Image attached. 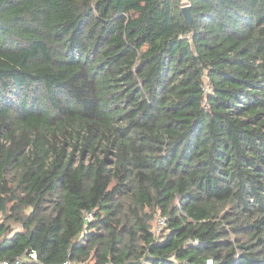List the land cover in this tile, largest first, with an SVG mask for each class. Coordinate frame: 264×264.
<instances>
[{"label": "trees", "instance_id": "obj_1", "mask_svg": "<svg viewBox=\"0 0 264 264\" xmlns=\"http://www.w3.org/2000/svg\"><path fill=\"white\" fill-rule=\"evenodd\" d=\"M91 259L264 264V0H0V262Z\"/></svg>", "mask_w": 264, "mask_h": 264}, {"label": "built area", "instance_id": "obj_2", "mask_svg": "<svg viewBox=\"0 0 264 264\" xmlns=\"http://www.w3.org/2000/svg\"><path fill=\"white\" fill-rule=\"evenodd\" d=\"M87 218V217H86ZM155 219L157 220V226L160 228L162 225L165 224V217L163 215H160L159 213H157V217H155ZM31 257H35L34 253H30ZM208 262H210V260H208ZM0 264H6L5 261L0 262ZM20 264V263H19ZM84 264H88V263H84Z\"/></svg>", "mask_w": 264, "mask_h": 264}, {"label": "rangeland", "instance_id": "obj_3", "mask_svg": "<svg viewBox=\"0 0 264 264\" xmlns=\"http://www.w3.org/2000/svg\"><path fill=\"white\" fill-rule=\"evenodd\" d=\"M156 217H157V213H156ZM151 226H152V230L154 231L155 230V233H158L160 230H159V227L157 226V220L153 218L152 222H151ZM93 259H91L89 262H87L88 264H92V261Z\"/></svg>", "mask_w": 264, "mask_h": 264}, {"label": "water", "instance_id": "obj_4", "mask_svg": "<svg viewBox=\"0 0 264 264\" xmlns=\"http://www.w3.org/2000/svg\"><path fill=\"white\" fill-rule=\"evenodd\" d=\"M182 10L185 18L190 21L189 5H183Z\"/></svg>", "mask_w": 264, "mask_h": 264}]
</instances>
